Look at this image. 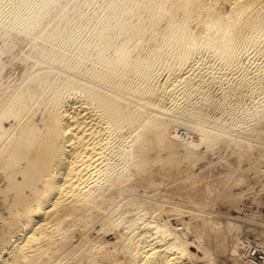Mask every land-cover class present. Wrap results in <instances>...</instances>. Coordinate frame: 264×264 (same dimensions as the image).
Masks as SVG:
<instances>
[{"label": "bare ground", "instance_id": "1", "mask_svg": "<svg viewBox=\"0 0 264 264\" xmlns=\"http://www.w3.org/2000/svg\"><path fill=\"white\" fill-rule=\"evenodd\" d=\"M73 2L0 0V31L18 27L31 44L16 83L0 82V264H208L206 218L134 177L161 151L195 157L217 141L190 97L225 67L264 72V0L107 4L141 56L126 45L108 56V15L94 11L81 34ZM138 6L147 18L132 19Z\"/></svg>", "mask_w": 264, "mask_h": 264}, {"label": "rangeland", "instance_id": "2", "mask_svg": "<svg viewBox=\"0 0 264 264\" xmlns=\"http://www.w3.org/2000/svg\"><path fill=\"white\" fill-rule=\"evenodd\" d=\"M74 1L77 3L79 1L73 19L75 25L77 23L83 28L81 34H84L83 30L88 28L82 26L83 23L87 22L86 24H88L90 22L89 19L92 18L94 11L100 15L104 13L106 16L108 15V18L101 15L103 21H106L107 18L104 24H108L107 27L113 32L110 31L113 34L112 43L106 49L108 56L116 55L114 49L121 45H126L133 56L142 55L141 44L134 43L135 36H137L134 33L136 30L132 26H130L131 28L128 27V30L127 27H120V29L119 25H115V14L112 11L109 12L107 8V4L112 5L113 2L121 8L122 6L119 5V2L120 4L123 3L121 0L113 2L112 0ZM124 1L127 6L129 0ZM75 2L73 3L76 5ZM126 6L123 7L126 8ZM105 9L108 10V14ZM143 10L147 9L143 7ZM143 10L142 7H139L138 10H135L138 13L134 10L131 11L133 13L130 12L131 17L133 15L132 19H137L140 16L147 18L145 16L147 13L144 15L143 12L145 11ZM138 14L141 15L138 16ZM161 25H164L163 22H160L159 26L162 27ZM17 28H10L11 30L5 28L6 30L0 31V64L2 65H0V82L2 81L3 85L16 83L22 74L24 65L22 62H25L23 58L27 56L28 51H31L29 47L31 44L27 42L26 36L23 37V33ZM3 31L5 34L8 31L6 36L2 33ZM155 43V40H151L152 45ZM250 56L248 63H255L263 57L261 54H251ZM241 59L245 60L243 55ZM249 69L246 70V77L242 79L243 68L225 67L221 69L222 72L220 71L219 74L216 73L213 77L208 76L206 80L204 79L205 83L202 82L204 83L202 85L204 94L202 96L199 93L196 95L193 93L190 97L196 108L201 112L203 111L202 113L206 112V121L204 120L202 123L203 121L200 120L199 122L205 126H210L211 130L219 131L215 139L217 141L210 142L208 147L203 148L201 146L199 151L202 154H198V151L195 157L194 154L191 156L183 154L181 149H177L176 152L171 150L173 155L161 151V159L154 160L150 164V171L145 172L150 177L145 173L140 175L142 177H134L152 178L154 182L160 185L158 191L161 189L162 191L166 190L169 194L173 193L165 201V203L167 202L166 205H173L174 203L173 206L180 209L193 211L196 215L193 222L196 223L198 217L206 218L207 226L211 229L208 234L204 235L208 248L207 252H211L208 253V264H246L239 257V248L248 242L264 244V72H258V74L254 68L252 71ZM193 100L197 101L193 102ZM182 105L181 109H184L185 107ZM174 127L172 131L175 132V139H185L187 136L185 126L176 125ZM189 131L191 136L198 134L193 128H189ZM168 153L170 157L165 158L166 161L163 160L162 158L168 156ZM144 186L140 185L142 188ZM151 187L153 186L146 185L145 189L149 190ZM109 237L112 238V235Z\"/></svg>", "mask_w": 264, "mask_h": 264}, {"label": "built area", "instance_id": "3", "mask_svg": "<svg viewBox=\"0 0 264 264\" xmlns=\"http://www.w3.org/2000/svg\"><path fill=\"white\" fill-rule=\"evenodd\" d=\"M238 251L242 262L246 264H264V247L259 242H248L241 246Z\"/></svg>", "mask_w": 264, "mask_h": 264}]
</instances>
